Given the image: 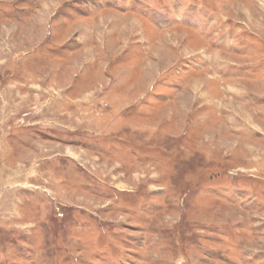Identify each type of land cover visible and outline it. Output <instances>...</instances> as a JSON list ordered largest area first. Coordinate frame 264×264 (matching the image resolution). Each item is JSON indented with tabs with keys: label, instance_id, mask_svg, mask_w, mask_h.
Instances as JSON below:
<instances>
[{
	"label": "rangeland",
	"instance_id": "rangeland-1",
	"mask_svg": "<svg viewBox=\"0 0 264 264\" xmlns=\"http://www.w3.org/2000/svg\"><path fill=\"white\" fill-rule=\"evenodd\" d=\"M0 264H264V0H0Z\"/></svg>",
	"mask_w": 264,
	"mask_h": 264
},
{
	"label": "bare ground",
	"instance_id": "bare-ground-1",
	"mask_svg": "<svg viewBox=\"0 0 264 264\" xmlns=\"http://www.w3.org/2000/svg\"><path fill=\"white\" fill-rule=\"evenodd\" d=\"M263 3V2H262ZM247 14V13H246Z\"/></svg>",
	"mask_w": 264,
	"mask_h": 264
}]
</instances>
